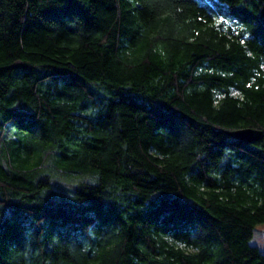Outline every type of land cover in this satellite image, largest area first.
<instances>
[{
    "label": "trees",
    "instance_id": "1",
    "mask_svg": "<svg viewBox=\"0 0 264 264\" xmlns=\"http://www.w3.org/2000/svg\"><path fill=\"white\" fill-rule=\"evenodd\" d=\"M259 224L264 0H0V264H264Z\"/></svg>",
    "mask_w": 264,
    "mask_h": 264
},
{
    "label": "water",
    "instance_id": "2",
    "mask_svg": "<svg viewBox=\"0 0 264 264\" xmlns=\"http://www.w3.org/2000/svg\"><path fill=\"white\" fill-rule=\"evenodd\" d=\"M226 133L236 139L245 142L256 141L262 135V131L260 129H256L252 127H243V128L227 130Z\"/></svg>",
    "mask_w": 264,
    "mask_h": 264
},
{
    "label": "rangeland",
    "instance_id": "3",
    "mask_svg": "<svg viewBox=\"0 0 264 264\" xmlns=\"http://www.w3.org/2000/svg\"><path fill=\"white\" fill-rule=\"evenodd\" d=\"M250 243L258 246L262 251H264V224L255 226Z\"/></svg>",
    "mask_w": 264,
    "mask_h": 264
}]
</instances>
